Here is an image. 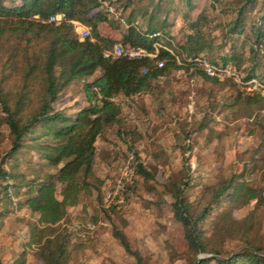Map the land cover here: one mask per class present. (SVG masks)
Masks as SVG:
<instances>
[{"label":"rangeland","instance_id":"obj_1","mask_svg":"<svg viewBox=\"0 0 264 264\" xmlns=\"http://www.w3.org/2000/svg\"><path fill=\"white\" fill-rule=\"evenodd\" d=\"M0 1L13 6L22 0ZM243 1L116 0L121 9L117 17L98 5L92 10L91 14H105L106 20L98 24L97 31L115 42L111 49L115 45L128 47L121 38L130 25L140 31L151 25L158 28L156 48L166 49L175 65L140 92L114 96L121 107L120 121L107 126L96 140L91 189L81 193L77 205L67 208V216L59 224L62 229L65 222H72L66 228L73 232V222H92L95 229L73 232L66 264H135L133 256L114 237L113 228L123 232L131 248L149 264H193L183 227L173 218V189L185 182L183 197L191 212L197 213L209 206L210 189L232 176L243 174L248 184L264 188V92L247 91L227 79L206 78L189 62L186 50L191 43L188 37L195 35L206 44L203 52L209 59L223 61V57H231L233 64L264 80L263 0L244 8L240 34L230 32ZM72 21L88 28L87 37L93 35L88 25L70 20L78 39L86 37L75 30ZM258 32L263 35L258 37ZM50 39L51 34L29 42L16 32L0 36V167L13 174L18 185L56 170L39 152L38 145L50 143L47 138H37L40 125L25 135L17 151L8 154L11 136L2 110L3 104L15 109L21 97L25 101L20 113L22 122L39 110L45 92L41 70ZM157 52L145 53L153 59L152 65L160 60ZM161 60L166 63V59ZM97 75L70 82L53 108L72 117L88 104L84 84ZM128 160L134 177L123 191L124 202L117 208H107L103 193L113 186ZM136 163H141L150 176L138 174ZM60 187L58 183V198ZM24 198L20 191L15 205L0 194L3 264H12L18 258L23 264H44L37 256V245L29 243V227L37 222V214L21 205ZM226 207L225 201L209 207L211 213L202 227L210 242L225 252L237 251L243 244L240 234H230L227 228L238 231L249 222L250 237L264 241V199L257 205L252 200L229 216L224 215ZM220 226L223 229L219 233Z\"/></svg>","mask_w":264,"mask_h":264},{"label":"trees","instance_id":"obj_2","mask_svg":"<svg viewBox=\"0 0 264 264\" xmlns=\"http://www.w3.org/2000/svg\"><path fill=\"white\" fill-rule=\"evenodd\" d=\"M255 1H243L231 24V33L242 32L244 8L253 6ZM97 5V0H22L20 4L13 6L0 1V36L16 32L26 37L29 42L38 36L51 34L41 70L45 92L39 110L22 122L20 113L25 103L23 97L17 100L15 109L10 110L3 104L2 110L11 136L8 154L17 151L22 146L25 135L40 125L41 130L37 138H47L50 143L38 145L39 152L48 165L55 167L56 170L40 179H29L24 181L23 185H18L13 181L14 175L0 167V194L9 203L18 205V195L20 191L23 192L25 198L21 205L27 206L31 212L37 214V222L31 223L29 227V243L37 245V256L44 264H66L70 258L69 245L73 232L82 230L74 226L75 223H84L82 221L73 222L75 229L73 232L66 228L68 223L72 222H65L62 229L59 228V224L66 218L67 208L77 205L81 193L91 189L96 140L107 126L120 121L121 107L114 102V96L119 93L129 96L140 92L151 80L175 65L174 59L166 49L156 48L155 44L159 40V36L156 35L158 28L151 25L144 31L130 25L122 34L121 43L143 49L147 53H153L157 49L156 57L166 59L162 68L152 65L153 59L147 55L139 58L112 54L105 56L104 52L111 50L115 42L101 36L97 31L98 24L106 20L105 14L100 11L91 14ZM56 13L63 14V20L59 24L48 22V18ZM70 20H78L88 25L93 35L83 40L78 39L73 34ZM262 35V32L257 34L258 37ZM198 39L195 35L188 37L191 43L185 49L188 51L191 64H193L191 59L195 56L207 57L203 52L206 44L199 42ZM256 42L260 43V40ZM222 59L223 61L210 60L233 64L230 61L231 57ZM197 68L206 78L218 80ZM143 69L147 70L145 74L142 73ZM238 69L245 72L243 68ZM96 72L98 75L84 84L88 100L86 106L80 108L72 117L53 108V103L66 85L75 79L92 76ZM244 74L245 78L256 77L252 71ZM135 167L138 174L150 176L141 163H136ZM242 177L243 174L232 176L213 186L210 189L209 206H204L197 213L191 212L189 202L183 197L182 191L186 183L183 182L173 189L171 193L173 218L183 227L187 253L192 256L193 264H264V241L260 242L250 237L251 222L243 223L238 231L231 227L227 228L230 234L234 232L240 234L239 237L243 241L237 251L233 252H225L210 242V237L205 234L202 227L211 213L209 207L212 204L219 206L225 201L227 207L224 208V215L227 213L229 216L233 210L243 207L252 200H255L257 205L264 199V188L251 186ZM58 183L61 185L59 198L56 195ZM114 208L117 206L111 207ZM222 229L223 226H220L217 231L220 233ZM113 235L123 249L133 256L135 264H149L138 250L131 248L123 232L113 228ZM199 254L210 256L198 258ZM23 263V259L18 258L12 264ZM0 264H3L1 259Z\"/></svg>","mask_w":264,"mask_h":264},{"label":"built area","instance_id":"obj_3","mask_svg":"<svg viewBox=\"0 0 264 264\" xmlns=\"http://www.w3.org/2000/svg\"><path fill=\"white\" fill-rule=\"evenodd\" d=\"M98 6L105 10L107 14L119 16L121 14V9L117 8L118 4L115 0H97ZM63 19V14L56 13L48 18V22L59 23ZM72 24L77 32L83 37H87L90 32L88 28L77 21H72ZM145 50L135 47L128 46L124 48L120 45H115L111 50L105 51L104 55L112 54L113 56L124 55L131 58H139L146 55ZM194 65L199 67L207 76L211 78H216L218 80H231L235 85L243 88L247 91L258 90L264 92V80L257 78L255 76L250 78H245L243 71L239 70L237 66L231 63H217L211 61L208 57L204 55H198L191 59ZM164 65L163 60H156L155 66L157 68H162ZM146 69L142 70L145 74ZM134 177V170L131 167V162L128 160L122 164L118 178L112 187H109L104 191L103 204L105 207L109 208L111 206H119L124 202L123 191L125 187L132 181ZM76 228L94 230L95 224L92 222L75 223Z\"/></svg>","mask_w":264,"mask_h":264},{"label":"water","instance_id":"obj_4","mask_svg":"<svg viewBox=\"0 0 264 264\" xmlns=\"http://www.w3.org/2000/svg\"><path fill=\"white\" fill-rule=\"evenodd\" d=\"M208 256H210V255H208V254H201L200 256H198V258H201V257H208Z\"/></svg>","mask_w":264,"mask_h":264},{"label":"crops","instance_id":"obj_5","mask_svg":"<svg viewBox=\"0 0 264 264\" xmlns=\"http://www.w3.org/2000/svg\"><path fill=\"white\" fill-rule=\"evenodd\" d=\"M4 4V3H3ZM6 5V4H5Z\"/></svg>","mask_w":264,"mask_h":264}]
</instances>
